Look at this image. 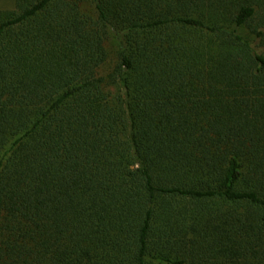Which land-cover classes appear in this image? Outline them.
Returning a JSON list of instances; mask_svg holds the SVG:
<instances>
[{"label":"trees","instance_id":"16d2710c","mask_svg":"<svg viewBox=\"0 0 264 264\" xmlns=\"http://www.w3.org/2000/svg\"><path fill=\"white\" fill-rule=\"evenodd\" d=\"M0 264H264V0L0 7Z\"/></svg>","mask_w":264,"mask_h":264},{"label":"rangeland","instance_id":"374dc122","mask_svg":"<svg viewBox=\"0 0 264 264\" xmlns=\"http://www.w3.org/2000/svg\"><path fill=\"white\" fill-rule=\"evenodd\" d=\"M13 6V0H0V7L10 8ZM245 31V30H244ZM246 32H244L245 34Z\"/></svg>","mask_w":264,"mask_h":264}]
</instances>
